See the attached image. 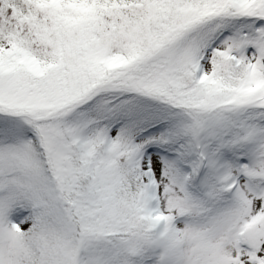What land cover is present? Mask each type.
Masks as SVG:
<instances>
[{
  "label": "snow or ice",
  "instance_id": "6c2138e0",
  "mask_svg": "<svg viewBox=\"0 0 264 264\" xmlns=\"http://www.w3.org/2000/svg\"><path fill=\"white\" fill-rule=\"evenodd\" d=\"M0 264H264V0H0Z\"/></svg>",
  "mask_w": 264,
  "mask_h": 264
}]
</instances>
